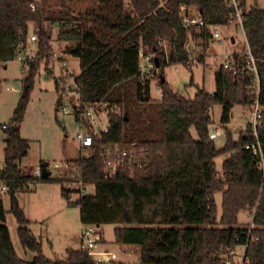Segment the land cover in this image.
Segmentation results:
<instances>
[{
  "label": "trees",
  "instance_id": "trees-1",
  "mask_svg": "<svg viewBox=\"0 0 264 264\" xmlns=\"http://www.w3.org/2000/svg\"><path fill=\"white\" fill-rule=\"evenodd\" d=\"M63 1L0 0V70L17 57L20 24L37 23L39 38L37 58L26 65L19 105L9 125L2 126L6 147L0 168V185L10 196L22 248L35 257L25 261L18 256L4 226L8 212L0 193V264H97L82 248L68 250L63 262L45 257L18 200L40 179L21 172L30 142L22 138L20 126L36 73L42 64L49 72L52 64L54 27L59 30L57 41L65 44L62 53L80 65L74 82L79 100H71L78 105L75 121L91 105L107 103L118 110L109 115L106 131H94L84 123L94 144L89 157L73 160L82 164L83 186L95 188L94 195L78 191L76 205L84 228H99L104 242L101 227L115 225V242L137 248L142 264H227L228 250L244 246L248 264H264V9L257 0L253 5L240 0L256 72L249 69L244 47L230 58L236 74L222 65L215 74L214 94L202 87L194 99H187L159 72L172 65L189 66L193 59L205 64L213 29L237 24L226 0H80L84 8L79 15ZM181 7L196 9L205 26L186 29ZM191 42L200 49L196 55L189 49ZM141 52L151 59L152 75L140 73ZM154 84L161 90L159 99L151 95ZM257 103L261 112L255 128L248 124L237 139L227 131L223 147L209 139L214 106L221 107L220 122L226 127L235 107L249 108L253 114ZM117 146L143 151L140 163L125 159L108 170L105 157ZM221 156L228 158L220 175L215 160ZM69 180L50 175L43 181L60 184L69 202L72 191L65 185ZM218 193L223 200L221 216ZM243 211L255 213L251 231L239 227Z\"/></svg>",
  "mask_w": 264,
  "mask_h": 264
},
{
  "label": "rangeland",
  "instance_id": "rangeland-1",
  "mask_svg": "<svg viewBox=\"0 0 264 264\" xmlns=\"http://www.w3.org/2000/svg\"><path fill=\"white\" fill-rule=\"evenodd\" d=\"M63 2L69 3L76 15H79L84 8L80 0H64ZM104 2L105 0L100 3ZM254 3L251 0L249 5ZM257 4L264 9V0H257ZM56 6H60V4L53 7ZM191 14L197 16L196 9H192ZM37 27V23L20 24L17 41L28 42L32 35H38ZM216 29L221 36L219 40L212 41L210 44L204 65L198 67L192 66L191 63L189 66L172 65L159 72V75L169 83L171 88L184 98L194 99L198 89L202 87L210 94H214L216 91L215 74L226 61H230L231 57L242 53L244 47H246L249 62L247 36L237 24ZM53 31L52 64H50L49 72L46 71L45 64H42L36 73L24 120L20 126L22 138L30 142L29 154L20 164L21 172L24 176L40 178L41 180L39 179L32 184L30 192L19 194L18 200L21 209L30 221L29 229L42 243L44 256L53 261L63 262L68 258V250L81 249V236L84 226L80 221V209L76 205L81 196L78 191H81L83 195H94L95 188L93 186L82 187L77 182L74 183L77 176L80 175L79 172L73 173L74 176H71L62 170L51 167L54 164H62L67 161L74 162L87 157V152L81 151L79 148L78 136L82 131L75 121L73 104L71 103V100L78 103L79 95L73 97L71 92H68L74 87L75 78L81 73L79 61L62 53L65 44L57 41L58 28L54 27ZM194 44L191 42L189 49L194 50L195 53L200 49L197 50ZM164 47L167 49V43H164ZM64 62L67 66L63 65ZM193 62H195L194 59ZM28 71L29 68L26 65L24 67L17 59L7 63L0 70V168L4 164L6 147L3 141L6 134L2 126L9 125L15 114L21 100L23 80ZM151 95L154 99H159L162 96L161 90L156 84L152 86ZM64 109L67 114H64ZM252 111L241 106L235 107L232 111L231 123L225 127L220 122L221 107L214 106L211 109L214 125L211 127L221 133L215 144L218 147H223L226 143L227 131H230L237 139L239 133L252 123ZM100 128L103 131L108 128L106 119L101 121ZM191 134L194 139H197L193 128ZM227 158L228 156H221L215 160L216 169L220 175L222 164ZM76 163L82 167L79 161L73 164ZM45 165H47V172L53 178L70 179L69 182H65L67 188L72 191L69 202L62 196L60 184L45 182L43 181L45 179L41 178L42 169ZM215 200L218 215L221 216L222 194L218 193ZM3 202L8 212L4 226L10 231L14 248L21 259L32 261L35 253L25 251L22 248L18 236L19 226L14 215L10 213V196L6 192L3 194ZM254 214L245 211L240 212L238 216L239 227L241 229L254 228ZM115 227V225L101 227L104 242L99 244L98 250L115 252L117 254V259L113 262L115 264H142L137 248H127L115 242ZM243 250V247L239 248L240 253Z\"/></svg>",
  "mask_w": 264,
  "mask_h": 264
},
{
  "label": "built area",
  "instance_id": "built-area-1",
  "mask_svg": "<svg viewBox=\"0 0 264 264\" xmlns=\"http://www.w3.org/2000/svg\"><path fill=\"white\" fill-rule=\"evenodd\" d=\"M40 0H35V2H39ZM227 1V9L232 11L236 21L237 26L244 32V17L241 9V2L240 0H226ZM31 10H36V4L31 5ZM192 8L188 7H181V15L184 27L186 29H200L205 26V22L201 15L197 12V16H194L191 14ZM220 33L217 31V29H213L212 37L214 41H217L220 39ZM39 46V38L38 35H32L28 42H19L17 41V57L16 59L23 64L27 65L30 61H33L37 58L38 48ZM249 69L251 72H256L254 59L251 56V52L249 50ZM141 58V66H140V73L142 77H146L149 75H152L153 73V64L151 62V59L149 57H145L144 54L140 53ZM64 66H67V64L64 62ZM192 66L198 67L199 64L197 62L191 63ZM224 69L233 71L234 74H236V70L231 65L230 61H226V63L223 65ZM257 89V94H258ZM68 92H71L73 97L78 96V91L76 88V85L74 83V87L70 89ZM78 105L73 104V112L77 110ZM260 110L258 103L256 105V108L253 113V120L252 125L254 128L257 125V120L260 117ZM118 113V110L114 107H110L107 103H99L96 105H91L87 107L86 111L81 114L80 121L78 122V125L80 127V130L82 133L78 136V139L80 141V149L81 151L87 152V157L91 154V148L93 147V136L92 134L85 129L84 123H89L94 131H103L100 128L101 121L103 119H106L109 126V115ZM64 114H67L64 109ZM97 128V129H96ZM108 129V128H107ZM106 129V130H107ZM105 130V131H106ZM256 135V133H255ZM221 136V133L219 130L215 129L214 127H209V139L213 142H216L219 137ZM254 154L258 153V150L255 146L252 147ZM247 149H250L249 147ZM140 154V155H139ZM143 151H140L137 149H123L119 146L113 148L112 153H109L105 157V164L108 170H115L119 165L120 162H123L125 159H128L130 162H134L135 164L140 163V156L143 155ZM52 168L56 170H62L65 174L74 176L73 173H78L80 175L77 176V179L74 181L77 182L80 186L84 187L81 181V173H82V167L80 165L70 163V161L64 162L62 164H54L51 165ZM6 188L3 185H0V193L4 194L6 192ZM253 229V227H252ZM252 229H249L250 231ZM102 235L100 233L99 228L90 226L85 227L81 236V248L88 251L91 256H93L97 262V264H102L104 262H114L117 259V254L115 252H111L109 250H98L99 244L101 243ZM240 247H235L233 249H229L227 252V264H248V261L246 259V250L247 246H244V250L240 253L239 252Z\"/></svg>",
  "mask_w": 264,
  "mask_h": 264
},
{
  "label": "water",
  "instance_id": "water-1",
  "mask_svg": "<svg viewBox=\"0 0 264 264\" xmlns=\"http://www.w3.org/2000/svg\"><path fill=\"white\" fill-rule=\"evenodd\" d=\"M50 175L51 174L47 172V165L43 166L41 178L46 180Z\"/></svg>",
  "mask_w": 264,
  "mask_h": 264
},
{
  "label": "crops",
  "instance_id": "crops-1",
  "mask_svg": "<svg viewBox=\"0 0 264 264\" xmlns=\"http://www.w3.org/2000/svg\"><path fill=\"white\" fill-rule=\"evenodd\" d=\"M197 11V10H196ZM198 12V11H197ZM4 141V140H3ZM4 165V164H3ZM3 167V166H2Z\"/></svg>",
  "mask_w": 264,
  "mask_h": 264
}]
</instances>
